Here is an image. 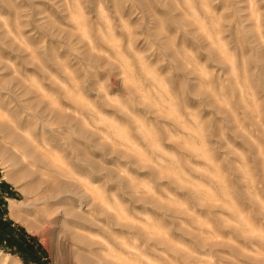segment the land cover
Segmentation results:
<instances>
[{"label":"rangeland","instance_id":"rangeland-1","mask_svg":"<svg viewBox=\"0 0 264 264\" xmlns=\"http://www.w3.org/2000/svg\"><path fill=\"white\" fill-rule=\"evenodd\" d=\"M90 258L264 264V0H0V264Z\"/></svg>","mask_w":264,"mask_h":264},{"label":"bare ground","instance_id":"bare-ground-1","mask_svg":"<svg viewBox=\"0 0 264 264\" xmlns=\"http://www.w3.org/2000/svg\"><path fill=\"white\" fill-rule=\"evenodd\" d=\"M14 207V206H13ZM76 237V236H75ZM78 238V237H77ZM87 264H110L106 259L99 258V259H89L87 260Z\"/></svg>","mask_w":264,"mask_h":264},{"label":"clouds","instance_id":"clouds-1","mask_svg":"<svg viewBox=\"0 0 264 264\" xmlns=\"http://www.w3.org/2000/svg\"><path fill=\"white\" fill-rule=\"evenodd\" d=\"M125 103H127V101H124ZM129 106H131V105H129Z\"/></svg>","mask_w":264,"mask_h":264}]
</instances>
